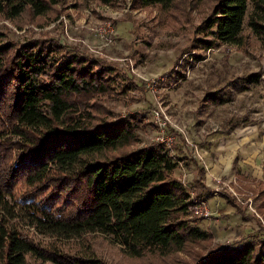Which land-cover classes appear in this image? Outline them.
<instances>
[{"label": "trees", "instance_id": "obj_1", "mask_svg": "<svg viewBox=\"0 0 264 264\" xmlns=\"http://www.w3.org/2000/svg\"><path fill=\"white\" fill-rule=\"evenodd\" d=\"M67 1L0 0V15L15 18L28 11L56 19ZM177 1L132 0L166 10ZM244 24L264 43V0H213L195 25L201 35L197 46L236 43ZM186 64L181 61L173 71L175 79L184 76ZM258 77L253 72L228 80L227 89L208 91L203 100L228 101L231 87L246 88ZM124 79L108 60L69 50L59 38L0 42V264H28L27 257L53 264H107L93 252L69 253L39 243L11 224L17 216L47 235L110 234L132 256L167 253L212 237L191 213L194 200L211 195L204 168L196 164L193 177L184 182L175 173L181 158L166 145L154 139L139 145L138 129L149 124L142 114L120 117L106 104L133 88ZM232 166L235 174L253 180L254 209L264 214V178L247 177L235 160ZM224 200L245 217L246 206L227 194ZM192 264H264V235L210 248Z\"/></svg>", "mask_w": 264, "mask_h": 264}, {"label": "rangeland", "instance_id": "obj_2", "mask_svg": "<svg viewBox=\"0 0 264 264\" xmlns=\"http://www.w3.org/2000/svg\"><path fill=\"white\" fill-rule=\"evenodd\" d=\"M185 1L178 0L166 10L132 0H119L114 6L95 0H68L56 19L52 15L32 17L28 11L15 18L0 15V42L59 38L69 50L79 49L108 60L116 74L131 80V90L109 97L106 104L120 117L140 113L149 122L138 129L143 140L139 145L151 139L158 141L161 132L173 133L168 148L181 158L175 169L181 180H191L196 164L204 168L205 182L213 180L214 191L222 196L205 192L208 215H192L194 223L210 230L212 237L167 253L147 251L132 256L110 234L47 235L22 216L9 219L16 228L26 230L41 244L55 245L65 252H93L107 264H192L210 248L264 235V214L254 209L253 180L235 174L232 166L235 160L247 177L263 176L264 43L244 24L238 42L198 47L195 38L201 35L195 32V25L208 13L213 0ZM107 22L112 33L102 36L94 30ZM195 53L203 58L193 60ZM183 60H188L181 70L184 76L175 79L173 71ZM253 72L259 73L258 79L240 90L231 87L230 100L220 104L203 100L206 92L227 89L228 80ZM226 194L246 206L245 217L225 202ZM27 259L28 264H53Z\"/></svg>", "mask_w": 264, "mask_h": 264}, {"label": "built area", "instance_id": "obj_3", "mask_svg": "<svg viewBox=\"0 0 264 264\" xmlns=\"http://www.w3.org/2000/svg\"><path fill=\"white\" fill-rule=\"evenodd\" d=\"M94 30L102 36L108 35L113 32V28L110 22L95 26ZM157 140L168 147L170 145V142L173 141V133L161 132V134L157 137ZM191 213L197 217L201 215H208L206 201L203 199H200L198 201L194 200V204L191 208Z\"/></svg>", "mask_w": 264, "mask_h": 264}, {"label": "crops", "instance_id": "obj_4", "mask_svg": "<svg viewBox=\"0 0 264 264\" xmlns=\"http://www.w3.org/2000/svg\"><path fill=\"white\" fill-rule=\"evenodd\" d=\"M263 160V161H262ZM243 161V160H242ZM253 161V160H252ZM264 167V156H262V158H261V167ZM262 173H263V176L262 177H260V178H264V170L262 171ZM257 178V177H256ZM184 181V180H183ZM184 182H187V181H184ZM214 181L213 180H210V182H205L206 183V185H208L210 188H211V194H212V196H217V194H219L220 196H222V194H220V193H218V191L217 192H215L214 191V183H213ZM203 200H205V199H203ZM206 201V200H205Z\"/></svg>", "mask_w": 264, "mask_h": 264}]
</instances>
